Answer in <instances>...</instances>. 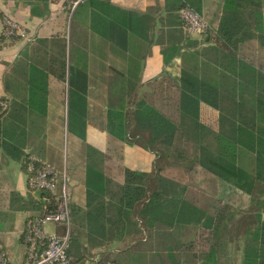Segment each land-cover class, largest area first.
<instances>
[{
  "label": "trees",
  "instance_id": "16d2710c",
  "mask_svg": "<svg viewBox=\"0 0 264 264\" xmlns=\"http://www.w3.org/2000/svg\"><path fill=\"white\" fill-rule=\"evenodd\" d=\"M223 4L218 29L207 32L206 46L191 55V62L183 68L172 66L173 56H166L165 65L172 75L150 82L151 90L143 96L138 95L140 82L106 65L100 66L108 75L99 83L94 80V49L88 45L96 34L95 16L91 17V31L81 30L79 6L71 24L70 63L64 49L54 69L31 65L29 103L37 108L43 99L37 93L47 89L53 74L69 86L71 135L85 139L87 121L92 119L108 134L109 152L121 156L127 144L139 145L154 155L157 176L130 170L121 162L116 165L124 179L116 193V213L120 218H139L134 221L136 236L143 233L141 228L148 231L160 224L193 226L199 230L198 240L189 245L164 243L169 252H183L187 263L191 258L193 264H218L219 254L230 244L239 247L243 243V264H264V0H224ZM185 7L202 10L195 0H183L172 10ZM110 29L97 34L108 37ZM114 31L118 36L112 28ZM122 32L126 35L119 30ZM100 83L106 92H99L101 100L93 101V90ZM205 111L216 114L217 125L204 120ZM87 152L91 202L98 188L106 191L108 182L100 168L102 154L94 149ZM92 154L96 157L91 158ZM166 167L186 171L201 167L210 172L220 186L219 198L205 207L189 201L186 186L160 176ZM24 168L29 181L27 165ZM62 186L60 177L58 195ZM38 192L42 198L47 196ZM240 192L251 197V205L244 210L232 202L241 197ZM67 194L72 222L68 186ZM55 209V200L45 203L46 213ZM141 220L145 224L140 225ZM190 248L197 252H185Z\"/></svg>",
  "mask_w": 264,
  "mask_h": 264
},
{
  "label": "crops",
  "instance_id": "0c3cea01",
  "mask_svg": "<svg viewBox=\"0 0 264 264\" xmlns=\"http://www.w3.org/2000/svg\"><path fill=\"white\" fill-rule=\"evenodd\" d=\"M195 1L215 32L224 0ZM182 2L90 0L82 4L77 8V24L81 30L90 32L91 17L95 16L94 44L89 40L88 45L94 49L93 64L112 66V70H116L113 64L120 63L122 70L119 72L140 82L138 95L148 93L150 82L172 75L165 65L166 56H173L172 66L183 68L191 62V55L206 46V36L188 34L180 11L172 10ZM73 15L69 17L68 12L54 0H0V20L4 17L13 19L31 38L29 42L21 38H0V100L8 102V108L0 110V241L8 264L25 263L27 222L46 215L44 198L29 186L24 167L30 158L56 167L63 179L62 187L69 188L70 205L74 210L71 225L67 228L53 224L50 231L58 236L69 232L72 264L111 261L116 264H188L183 262V252H169L164 243L192 241L197 237V227L175 225L170 228L157 224L159 227L153 230L141 228L145 233L141 240L135 235L134 221L139 218L118 217L116 193L124 179L118 174L116 165L121 162L126 168L137 171L123 162L129 145H124L121 156L109 152L108 134L92 119L87 121L85 139L70 134L67 81H60L50 74L47 89L37 93L43 98L36 104L37 108L29 103L27 81L31 65L45 70L54 69L64 49L67 50V63H70ZM108 28H111L108 37L102 38L97 34L100 30L105 33ZM112 28L118 36L115 31L112 33ZM118 29L125 30L126 35L123 32L119 34ZM105 50H111V55L106 56L109 60L104 58ZM102 77L95 78L101 80ZM69 145H72L70 152ZM98 145L102 147L99 149ZM90 149L102 154L104 160L100 168L108 183L105 193L98 188L94 199L88 202L87 150ZM239 194L244 201L239 209L244 210L251 205V197L242 192ZM141 221L140 225L145 224ZM156 236L163 241V244H158L160 251H144L143 246L154 241ZM242 244L239 247L230 244L225 252L219 254L218 264H243ZM137 246L142 249L138 250Z\"/></svg>",
  "mask_w": 264,
  "mask_h": 264
},
{
  "label": "built area",
  "instance_id": "2783aa9c",
  "mask_svg": "<svg viewBox=\"0 0 264 264\" xmlns=\"http://www.w3.org/2000/svg\"><path fill=\"white\" fill-rule=\"evenodd\" d=\"M90 0H54L63 10L72 17L79 6ZM181 21L186 32L190 35H205L211 29L209 20L205 15L190 7L180 11ZM0 38L13 40L21 38L27 42L31 41L27 31L16 21L4 17L0 20ZM8 102L0 100V109L6 110ZM27 172L30 175L29 186L34 191H42L47 194L45 203L55 200L56 209L49 211L41 217H34L28 220L25 232V244L27 256L24 264H72V257L69 253L70 234L63 236L49 234L47 225L49 223L71 225L70 206L67 188L63 187L58 195L60 173L49 163L40 162L36 158H30L27 165ZM0 264H8L7 254L4 252L0 241ZM102 264H116L106 262Z\"/></svg>",
  "mask_w": 264,
  "mask_h": 264
},
{
  "label": "rangeland",
  "instance_id": "374dc122",
  "mask_svg": "<svg viewBox=\"0 0 264 264\" xmlns=\"http://www.w3.org/2000/svg\"><path fill=\"white\" fill-rule=\"evenodd\" d=\"M202 36H206V34L202 35ZM91 44H94V40L92 41ZM104 53H105L104 58L106 60H109V57H106V56L111 55L110 54L111 50H105ZM95 66H96V68H95L94 80H97V82L99 83L102 81V79L99 80V79H96L95 77H97V76L106 77L108 75V72L105 71V69H103L99 64H95ZM121 66L122 65L120 63H114L113 64V68H115L116 70H122ZM109 67H111V68H109ZM109 67L108 68L111 70L112 66H109ZM99 92H102V93L106 92V88L102 84H101V87H99V88L95 87V90H93V93L95 95L93 98L94 99L93 101H97V98H99V100H101V97H99ZM203 118H204V120H206V122L207 121L208 122H214L215 121V125H217V123H216L217 122V116L215 113L211 114L210 112L205 111ZM71 147H72V145H69V147H68L69 152L71 151ZM97 147L100 149L102 146L98 145ZM123 162L125 163V165L127 167H129L131 169H135L137 171H142V172H147L149 174H153V175L157 176L156 175L157 174L156 173V167L154 166V157L148 151H146L143 147H141L139 145L128 146L126 148L125 153H124V161ZM159 174H160V172H159ZM160 176L166 178V180H173L176 183H179L182 187L186 186V188H187L186 198L189 201H191L195 204H198L200 206L205 207L210 203V200L212 201L214 198L215 199L219 198L218 195L220 192V186L217 183L216 177L209 174L208 171L202 169L201 167H197L193 170H187V171L185 169H180L177 167H166L165 170L161 172ZM232 202L234 203V206L236 205V207H239L240 205L243 204L244 201H243V199L240 198V195H238V196H236V199H234V201H232ZM52 226H53V223H50L47 225V230H48L49 234H52L50 231V227H52ZM153 229H156V228H153ZM156 234H157V236L159 234L158 228H157ZM144 236H145V233L144 234L142 233V234H137L136 237L143 240ZM157 236L154 239V241L153 240L150 241V244L143 246L144 251L148 250V249H152V250L154 249V251H156V252L160 251L158 244H160V241H162V239H160V241H159V238H158L159 236L158 237ZM186 237H188V236L186 235ZM197 238L199 239V231H198L197 237L193 240H196ZM181 242H183V241H181ZM190 242L191 241L188 240L187 242H184V244L189 245ZM136 248L138 250L142 249V247H139V246H137ZM185 252H189V254H192V252L193 253L197 252V250L190 248V249H187ZM180 259L183 261L182 258H180ZM184 259L185 260L183 262H186L188 260V258H184ZM191 261H192V259L190 258L188 264H193Z\"/></svg>",
  "mask_w": 264,
  "mask_h": 264
}]
</instances>
